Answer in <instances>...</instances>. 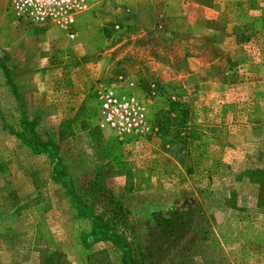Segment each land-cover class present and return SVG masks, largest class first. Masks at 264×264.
Returning <instances> with one entry per match:
<instances>
[{
	"label": "rangeland",
	"instance_id": "374dc122",
	"mask_svg": "<svg viewBox=\"0 0 264 264\" xmlns=\"http://www.w3.org/2000/svg\"><path fill=\"white\" fill-rule=\"evenodd\" d=\"M155 1L92 0L69 38L0 0V264H264L261 0H202L231 12L203 14L213 64L192 75L149 28ZM151 47L170 83L138 75ZM106 91L136 96L150 133L108 130Z\"/></svg>",
	"mask_w": 264,
	"mask_h": 264
},
{
	"label": "crops",
	"instance_id": "0c3cea01",
	"mask_svg": "<svg viewBox=\"0 0 264 264\" xmlns=\"http://www.w3.org/2000/svg\"><path fill=\"white\" fill-rule=\"evenodd\" d=\"M181 5L179 6V9L177 10L178 12L176 13L175 11L171 10V2H177ZM183 0H156V8L154 9L153 13H150V26L149 28L154 29L155 33L159 35V40L162 48H165V44L168 43L170 44L171 42L178 44L180 48V57L182 61V66L184 65L187 69L188 72H192L189 75L192 74H197L202 72L204 69H207V67H210L213 64V61H205L208 58L202 57L201 54L203 53L204 55V45L207 43V39L204 37L203 34V28L204 26V20H202V16L204 13L209 14V17L212 19V23H216L215 20L217 19L218 15L221 14L222 12L225 11V13L229 10H216L212 4H207L201 2H194L193 8L195 12V17L192 18L191 16H188V7L185 2H182ZM208 1V0H205ZM214 2L216 0H213ZM147 5L148 2H146ZM136 4H140V1ZM150 6V5H149ZM140 6H134L132 5L130 7V13L133 15H137L136 18L139 20V13L142 12L139 8ZM151 7V6H150ZM152 8V7H151ZM146 11V10H145ZM258 11L260 14V19L262 18L263 21L261 22V26H259L260 29L264 28V0H261V2L258 4ZM144 12V11H143ZM231 11L227 12L228 14ZM227 16H225L226 18ZM193 19V20H192ZM228 19V18H227ZM229 20L232 21V19L229 16ZM134 23V20H133ZM236 23V20H235ZM233 24V26L230 25V23H226L225 27L230 30V36L232 35L234 38L228 37L234 39L233 41H236V35H234V32H238L237 29H240V26ZM230 25V27H229ZM250 26L242 24V28L248 29ZM233 28V29H232ZM227 29V30H228ZM255 29V28H254ZM264 30V29H263ZM216 37V33L214 34ZM228 37H225L226 41L231 42ZM218 42V41H217ZM223 43V42H222ZM159 45V44H158ZM152 47L149 48L147 51L148 55H145L144 58H141V60L144 61V63H141V60H138L139 57H135L136 63L134 66L138 67V75L141 77H148L150 79H155L161 83V85H164V83H170L169 80L166 81V79L163 78V72L166 69H171L170 65L168 63L166 64L165 61L167 62V55L166 50L167 49H161V50H155L156 53H154L152 56L150 55L153 53L151 51ZM144 48L139 49L140 55H144V52L146 53ZM164 54V58L161 56ZM161 55V56H160ZM170 55V53H169ZM141 57V56H140ZM161 57V58H160ZM139 62H138V61ZM170 60V58H169ZM172 62V60H170ZM144 75V76H143ZM38 111L39 115H42V107L36 108ZM76 112V111H75ZM73 112V114L75 113ZM72 114V116H73ZM57 116V115H56ZM52 116V117H56ZM70 116V117H72ZM2 123H5L2 121ZM262 126H264V122H262ZM30 150V149H29ZM31 152V150H30Z\"/></svg>",
	"mask_w": 264,
	"mask_h": 264
},
{
	"label": "built area",
	"instance_id": "2783aa9c",
	"mask_svg": "<svg viewBox=\"0 0 264 264\" xmlns=\"http://www.w3.org/2000/svg\"><path fill=\"white\" fill-rule=\"evenodd\" d=\"M91 5L92 0H11L18 18L35 25L50 24L69 38H74L73 28L78 16ZM98 108L101 123L119 138L140 137L151 131L146 108L134 95L103 92Z\"/></svg>",
	"mask_w": 264,
	"mask_h": 264
},
{
	"label": "trees",
	"instance_id": "16d2710c",
	"mask_svg": "<svg viewBox=\"0 0 264 264\" xmlns=\"http://www.w3.org/2000/svg\"><path fill=\"white\" fill-rule=\"evenodd\" d=\"M5 72H6V70H5ZM34 139H35V141H36V140H37V141H40L38 137H37V138L35 137ZM22 140H24V139L22 138ZM36 143H37V142H36ZM38 144H39V143H38ZM27 145H28L30 148H32L34 151H38V150H35V148H34L32 145H30V144H27ZM39 145L44 146V147H48V144H44V143H40ZM32 149H31V150H32ZM33 150H32V151H33ZM34 151H33V152H34ZM56 174H57V172H54V174H53V179H54V181L63 185V183H61L62 181H60V179H56Z\"/></svg>",
	"mask_w": 264,
	"mask_h": 264
}]
</instances>
